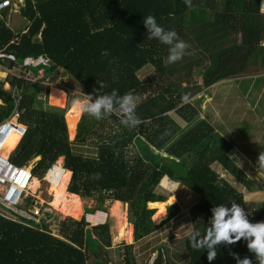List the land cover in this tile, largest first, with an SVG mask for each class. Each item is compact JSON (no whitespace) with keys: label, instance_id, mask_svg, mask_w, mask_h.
Segmentation results:
<instances>
[{"label":"trees","instance_id":"obj_1","mask_svg":"<svg viewBox=\"0 0 264 264\" xmlns=\"http://www.w3.org/2000/svg\"><path fill=\"white\" fill-rule=\"evenodd\" d=\"M261 1L191 0L186 5L185 0H22L18 14L28 24L19 32L5 23L3 16L7 13L2 11L0 50L12 53L18 63L25 58H46L47 63L30 68V73L36 75L37 69L43 68L48 76L59 68L80 85V98L93 93L94 99L113 88L118 95L135 94L140 98L136 113L142 121L128 129L114 114L100 120L82 113L80 116L73 106L74 99L67 111L44 107L36 100V93L26 94L30 84L9 76L0 80V123L10 117L14 106L10 93L3 89L7 83L22 89L18 123L26 127L9 156L10 162L27 167L38 158L30 170L34 178L31 183L38 180L43 196L50 202L45 195L47 183L42 178L62 157L64 175L58 186L65 190L70 176L67 191L95 200L97 211H104L102 204L106 200L127 204L132 224L129 241L132 234L133 242L156 232L179 213L178 205L172 204L159 224L151 220L154 210L148 207L155 205L157 210L166 200L156 192L165 178L198 196V203L190 209L192 231L204 233L212 215L210 209L217 204L230 206L235 202L250 222L264 221V193L261 202L247 212L242 194L211 168L219 165L249 193L264 191V184L260 187L263 190L252 184L228 157L232 142L226 140L227 133H216L209 123L199 120L194 104L180 103L183 94L190 95L187 87H181L182 77L168 86L162 84L165 76L180 72H185L187 80L192 69L200 67L201 85L209 88L220 81L245 76L258 62L264 65ZM148 14L165 29H174L191 47H201L209 62L189 53L177 62L167 63V46L147 38L142 20ZM147 66L153 67L154 74L142 80L137 73ZM4 76L0 73L1 78ZM260 80L257 77L248 82L256 85ZM246 82L240 83L246 84L248 90ZM50 90L55 93L49 91V104L63 107V91ZM171 112L189 125L186 131H180ZM75 125L76 134L69 140ZM85 144L95 147L94 155L82 153L80 149ZM26 202L31 204L32 199L26 198ZM86 226L84 218L62 221L59 237H55L47 224L37 228L0 216V264L108 263L104 254L110 247L108 225L105 222L93 227L94 249L85 244ZM181 244L188 255L186 264H209L206 252L191 247L188 237ZM229 248L257 264L243 238L227 247L219 245L211 264H235ZM132 249V244L124 246L120 264H137ZM153 255L154 263L160 264L161 251L157 249Z\"/></svg>","mask_w":264,"mask_h":264},{"label":"rangeland","instance_id":"obj_2","mask_svg":"<svg viewBox=\"0 0 264 264\" xmlns=\"http://www.w3.org/2000/svg\"><path fill=\"white\" fill-rule=\"evenodd\" d=\"M8 1H10V7L8 8L9 13L3 16V20L14 31L19 32L27 26V21L21 18L18 14V9L20 7L19 4L22 3V0ZM259 9L260 13L264 14L263 0L260 2ZM1 15L0 19L2 18ZM189 37L194 45L196 42L194 41L192 35L190 34ZM237 38L239 39L238 36ZM261 45L264 46V36L262 38ZM186 50H188V52ZM186 50L184 55L189 53L194 54L202 61L207 63L209 62L207 59H204L207 53L203 51L201 47L195 45L194 47H191V45H189ZM259 63L260 62H258L256 66H251L246 72L245 76L242 75L223 80L209 88H204L201 85L202 73L199 69L200 67L193 68L191 77H189L187 80L184 79L185 72H180L165 76V78H163L164 82H162V84L164 86H168V84L173 83L175 80H177V78H183L181 79L183 83L181 87H187L185 89L189 90L191 97L190 103L194 104L198 110V119L205 120L207 123H209L214 128V132L216 133L221 134L224 131L227 133L228 139L226 140L232 142V149L228 152V157L237 165V167L245 174L252 184L260 188L262 184H264V167H262L258 161L259 155L264 154V65ZM9 69L13 70V72H16L15 74L19 76L23 74V71L19 68L9 67ZM0 73L3 72L0 70ZM152 74H154V69L151 66H147L137 73L138 77L142 80L152 76ZM50 75H54L53 78L55 80L54 81L51 79V89H59L57 86L61 87V89H64L62 90L64 93L60 91V97L63 101H65L64 106L60 107L56 105H50L48 102L50 93L49 96L46 94L43 100V97L41 96L42 101H38L41 102L44 107L49 106L65 108L67 111L72 103V100L78 99L82 96L81 87L76 81L74 82L72 78H69V76L66 75V73H64L61 69L51 73ZM4 77H0V80L4 79ZM257 77L261 80L256 85H252L248 82H252V80ZM244 81H247L246 83L249 85L248 90H245L247 88L246 84L240 83ZM3 88L6 87L3 86ZM50 92L52 91L50 90ZM52 93L54 94L55 92ZM169 115L177 123L181 132L187 130L189 125H186V123L178 118L173 112L169 113ZM13 121H15V119H12V122ZM76 125L73 136L69 140H73L76 134ZM15 147L7 153L8 156H10ZM80 150L85 156H92L95 153V147L92 145H82ZM37 160L38 158L30 161L27 165V168L31 170ZM62 160L63 159L61 158V162ZM211 168L215 173L218 174L219 178L227 182L230 186L242 194L243 200L246 204L245 209L247 212L248 210L252 212V207L257 206L259 202H261L264 191L257 192L256 190L249 193L240 183H238L219 165L213 164ZM63 175L64 169L61 167V164L57 162V164L50 170L46 177V179L49 181V184L46 182L47 186L45 195L50 197L51 200L52 196L50 193V187L54 185V187H59L58 185L62 180ZM44 178L45 177H43L42 180ZM69 179L65 185L66 192H68L67 186ZM36 181L37 182L31 183L30 189L25 194V198H31V205L39 208L43 212L42 216L48 225V230H50L52 235L55 237H59L58 233L60 230V222L67 220L79 221L81 218H83L82 214L87 212L88 214H91L97 211L94 210L97 206L95 200L83 199L77 196L72 205V209H77V212L73 215H63L49 206V201H47V199L43 196L44 191L41 189V187H39L40 182L38 180ZM173 185H175V187H173ZM156 192L164 196L166 200L162 205V216L156 220L152 219L154 214L151 216V220L154 224H159L165 218L166 208L168 206L177 204L180 211L166 225H163L156 232L138 242H133L132 234L131 240L129 241L130 227L132 228V224L130 223L128 205L124 204V210L121 209L122 207L118 209V214H120L122 210L124 211V224L126 233L124 238L119 239L117 236V215L116 213L111 212L112 202L114 201H104L102 204L104 211L98 212L102 214H108L105 222L108 225L110 247L107 248L106 253H104L109 258V262L106 264H120L123 261L124 246L131 244L133 245L132 255L134 256L137 264H152V262H154L153 254L156 253L157 249H159V252L161 251L160 264L187 263L188 255L181 246V243L192 232L193 221L190 216V209L198 203V196L179 183L172 182L167 178L160 181L158 187L156 188ZM23 201L25 203V199ZM77 203L78 205H76ZM148 209L154 210V213L157 211L155 205L153 208L148 207ZM93 227L94 226L88 224L84 232L85 244L90 249H94L95 247L94 239L96 236V230ZM92 260H94V257Z\"/></svg>","mask_w":264,"mask_h":264},{"label":"clouds","instance_id":"obj_3","mask_svg":"<svg viewBox=\"0 0 264 264\" xmlns=\"http://www.w3.org/2000/svg\"><path fill=\"white\" fill-rule=\"evenodd\" d=\"M191 0H185V4H190ZM142 24L146 29L147 38L155 39L159 43L167 46L168 55L166 62L171 64L182 59L185 50L189 45L180 39L174 29H165L157 23L156 17L148 14L143 18ZM100 82V87H102ZM139 97L131 92L122 95L117 94V89L101 95L93 93L84 94L83 98L73 100L74 108L87 116L100 120L116 112L119 109V122L128 129L135 128L142 121L136 113ZM191 97L185 93L180 97V103H190ZM258 161L264 167V154H260ZM175 187V185H173ZM211 217L208 220L206 230L201 234L199 229H194L188 239L190 246L202 249L206 252V260L211 262L217 256L218 246L225 247L241 240L246 242L249 252L254 254L257 264H264V221L250 222L244 210L235 202L229 205L217 204L210 209ZM235 264H253L252 259L245 256L241 258L238 253L228 249Z\"/></svg>","mask_w":264,"mask_h":264},{"label":"built area","instance_id":"obj_4","mask_svg":"<svg viewBox=\"0 0 264 264\" xmlns=\"http://www.w3.org/2000/svg\"><path fill=\"white\" fill-rule=\"evenodd\" d=\"M10 7V1H0V12ZM46 58H25L21 63H18L15 56L12 53L0 50V70L6 77L11 76L18 80H23L29 86L36 88V100L42 101L44 96H49L52 84L50 83L49 76H46L43 68H38L36 75L30 73V68H36L41 64L47 63ZM13 68H19L23 71L22 75L15 74L13 70L9 69L11 66ZM3 79V80H4ZM3 88L8 91L11 95L13 101V110L10 117L0 123V216L13 221L21 222L25 225L41 228V225L47 224L43 219V212L31 204H27L25 194L30 189L31 182L33 181V176L30 169L27 167H18L12 164L9 160V156L3 155V145L10 134H16L19 136V140L24 136L26 132V127L18 123L19 111L18 104L22 100V89L17 85L10 86L5 83ZM39 87V88H38ZM41 96L43 97L41 100ZM119 109L117 107L116 112L113 114L119 118ZM15 121L12 123V119ZM18 140V142H19ZM17 142V143H18ZM17 145V144H16ZM52 166L46 174L44 175V181L49 184L46 179L48 173L53 168ZM25 199V203L24 200ZM93 214V213H91ZM46 215V214H44ZM88 213L82 214L85 223L86 216ZM103 223L94 224L93 226L102 225Z\"/></svg>","mask_w":264,"mask_h":264},{"label":"bare ground","instance_id":"obj_5","mask_svg":"<svg viewBox=\"0 0 264 264\" xmlns=\"http://www.w3.org/2000/svg\"><path fill=\"white\" fill-rule=\"evenodd\" d=\"M14 122V121H13ZM12 122V123H13ZM19 140V136L16 134H10L3 145V155L6 156L7 153L15 147ZM55 186V185H54ZM50 187V193L52 200L49 202V206L54 210L60 212L63 215H73L77 212V209L73 210L72 205L76 199V195L66 192L60 187ZM49 191V190H48ZM124 204L118 201L112 202L111 212L117 215V236L118 238H124L125 236V224H124ZM122 207V212L118 214V209ZM162 206H160L157 211L152 216V219H159L162 216ZM108 214L96 212L95 214H88L86 216V221L91 224H97L105 220Z\"/></svg>","mask_w":264,"mask_h":264},{"label":"crops","instance_id":"obj_6","mask_svg":"<svg viewBox=\"0 0 264 264\" xmlns=\"http://www.w3.org/2000/svg\"><path fill=\"white\" fill-rule=\"evenodd\" d=\"M3 12H6L7 14L9 13V11H8V8L7 9H5V10H3ZM26 22V21H25ZM27 24H28V22H27ZM25 28V27H24ZM23 28V29H24ZM22 29V30H23ZM21 30V31H22ZM58 70H59V68H58ZM57 69L56 70H54L53 72H56V71H58ZM49 76V75H48ZM54 75H50L49 76V79H50V81H51V79H53L54 80ZM69 78H71V77H69ZM55 81V80H54ZM74 81V80H73ZM75 82V81H74ZM219 83V82H218ZM218 83H216V84H218ZM57 88H59V89H61V87H59V86H57ZM61 90H64V89H61ZM62 158V157H61ZM63 159V158H62ZM59 164H61V167H62V162H63V160H62V162H61V159H59L58 161H57ZM258 192V191H257ZM262 198H263V196H262ZM96 212H98V211H95L93 214H95ZM101 212V211H100ZM106 214V213H105ZM106 219H107V217L105 218V220L103 221V222H105L106 221ZM103 222H99V223H103ZM91 226H93L94 224H91V223H89ZM98 224V223H97Z\"/></svg>","mask_w":264,"mask_h":264},{"label":"water","instance_id":"obj_7","mask_svg":"<svg viewBox=\"0 0 264 264\" xmlns=\"http://www.w3.org/2000/svg\"><path fill=\"white\" fill-rule=\"evenodd\" d=\"M36 93V88L35 87H33V86H29L28 88H27V91H26V94L27 95H30V94H35ZM69 193V192H68ZM144 264H148V263H144ZM155 264V263H154Z\"/></svg>","mask_w":264,"mask_h":264},{"label":"flooded vegetation","instance_id":"obj_8","mask_svg":"<svg viewBox=\"0 0 264 264\" xmlns=\"http://www.w3.org/2000/svg\"><path fill=\"white\" fill-rule=\"evenodd\" d=\"M152 264H154V262H152Z\"/></svg>","mask_w":264,"mask_h":264}]
</instances>
